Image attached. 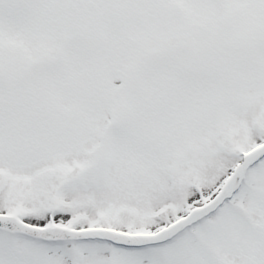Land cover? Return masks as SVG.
Listing matches in <instances>:
<instances>
[{
  "label": "snow or ice",
  "instance_id": "obj_1",
  "mask_svg": "<svg viewBox=\"0 0 264 264\" xmlns=\"http://www.w3.org/2000/svg\"><path fill=\"white\" fill-rule=\"evenodd\" d=\"M0 264H264V0H0Z\"/></svg>",
  "mask_w": 264,
  "mask_h": 264
}]
</instances>
